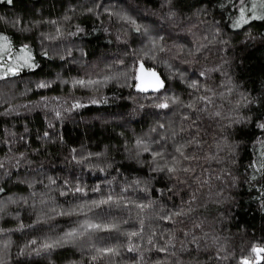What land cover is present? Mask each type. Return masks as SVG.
<instances>
[{"label":"trees","instance_id":"1","mask_svg":"<svg viewBox=\"0 0 264 264\" xmlns=\"http://www.w3.org/2000/svg\"><path fill=\"white\" fill-rule=\"evenodd\" d=\"M230 2L232 0H223L225 7H220V0H174L173 7L183 19L182 28H191L204 21L207 29H193L178 41L169 31L153 28V37L164 35L167 44L179 43L188 48H192L195 41L228 42L224 52H220V44L208 43L203 49L209 57L207 60L197 54L196 59L204 66L220 69L211 72L208 80L198 76L200 65L190 69L186 64L173 61L175 69L187 74V81H184L178 76L170 78L167 67L151 58L148 41L118 18L127 15L138 23L155 25L158 20L153 14L164 11L160 8L162 0H13L12 4L0 0V35L12 41V56H0V63L5 59L13 63L19 50L27 44L31 62L38 65L35 69L23 68L17 76L0 80V112L15 110L12 115L3 117L5 123L0 127L18 135L23 134L25 128L29 130L27 147L20 142L5 144L4 148L12 147V152L0 153V160L10 165L9 156L27 152V161L18 168L9 167L12 176L0 179V186L5 187V193L0 194L4 201L0 228L5 229L0 234V259L5 264H135L133 256L137 260L139 256L126 251L129 243L140 245L145 261L164 258V254L144 252L145 247H150L146 240L151 228L146 229L144 239L129 241L116 232L98 231L76 237L50 253L36 255L32 251L42 243H51L63 236L85 219L102 225L119 224L120 233L135 230L130 217H135L136 209L128 211L104 205L89 210L92 200L104 199L113 191L119 193L126 181L139 179L142 181L140 187L148 188L146 193L129 192L130 199L156 200L171 209L180 205V198L169 191L171 183L166 173L153 170L151 155L137 149L135 141L149 133L157 122L168 126V132L176 130L181 125L184 109L161 111L150 107L153 100L143 97L154 94L138 93L133 86L137 61H142L146 69L157 71L162 78L166 77L168 95L179 96L185 103L203 94L188 87L191 80L201 79L215 92L224 93L223 97L215 98V103L223 105L227 117L224 123L230 126L221 133L217 121H197L199 132L195 137L205 142V147L186 148V155L195 159L182 163L184 167L196 169L193 176L210 180L213 170L220 165L215 161L201 164V159L212 154L209 146L223 141L220 147L224 150L218 154L225 156V166L236 181L234 185L229 181L231 199L223 207L208 205L214 212L207 218L215 219V211L227 217L219 227L221 237H226L227 264H239L241 258L252 255L251 245L264 244V179L257 175L259 183L248 180L254 174V169L248 165L260 159L259 153L264 151L259 145V141L264 140V130L255 127L256 123L264 122V21H250L240 29L233 28L232 23L239 14L237 7H229ZM234 2L238 5L239 0ZM89 8L95 11L88 12ZM105 8L108 11H104ZM145 11L150 15H144ZM66 16L69 19H64ZM78 28L83 31L72 35ZM125 31L129 33L127 43L117 39L118 36L123 38ZM248 33L255 38H249ZM107 77L113 79L91 86L73 83L78 79L103 82ZM229 80L230 84H225ZM40 83H48L49 87L41 89ZM244 96L255 102L245 103ZM75 103L84 107L73 109L71 106ZM56 111L61 113L59 118L55 116ZM49 124L53 127L49 128ZM44 131L52 134L47 141L39 140ZM189 132L193 136V132ZM152 138H157L155 133L149 137V143ZM150 147L158 150L155 144ZM37 148L39 151H34ZM49 177L56 180L55 185H50ZM64 180L83 185L87 195L81 199L59 196L58 191L65 187ZM97 185L102 186L101 191L91 192L90 189ZM181 196L187 199L188 194L185 191ZM8 197L13 200L23 197L27 203H10ZM81 204L85 205L83 210L78 208ZM53 208L57 212L77 211L72 216H60L51 211ZM151 215V211L145 214L146 223ZM41 218V223L36 224ZM124 220L128 223H122ZM20 224H34L35 227L18 231ZM151 227L155 228L156 224ZM30 240H37V245L25 249ZM100 248H115L118 254L93 261L92 256L97 255L95 250ZM21 250L26 254L21 255ZM202 257L208 259L207 255L202 254Z\"/></svg>","mask_w":264,"mask_h":264},{"label":"snow or ice","instance_id":"2","mask_svg":"<svg viewBox=\"0 0 264 264\" xmlns=\"http://www.w3.org/2000/svg\"><path fill=\"white\" fill-rule=\"evenodd\" d=\"M7 4H12L13 0H6ZM161 5V4H160ZM220 7H225L223 0H220L219 3ZM237 7L238 11V18L232 23V27L236 29H240L244 25H248L250 21H264V0H239L238 5L235 4L234 0L230 2L229 7ZM98 8H103V5H97ZM259 10L260 14H257ZM88 12H94V8L87 9ZM104 11H108L106 8ZM206 11V10H205ZM111 15V14H110ZM122 22L131 26V30L135 33L140 34L144 37L145 40L148 41V49L152 53L151 58H155V50L157 49V39L153 38L146 29H143L136 20L131 19L130 16L124 15L118 17ZM2 19V18H0ZM64 19H69V17H64ZM53 23H55L53 21ZM135 25V27H132ZM83 31V29L77 30V33H72V35H77L79 32ZM248 37L254 39L255 37L252 36L251 33H248ZM160 44L163 45L166 43L163 37H160ZM0 56L9 57L12 56V41L9 40L8 36L0 35ZM226 43V42H225ZM47 55V52L44 53ZM32 55L31 50L27 44H25L20 50L19 54H17L14 59L13 63H9L7 59L4 60L3 63H0V80H6L9 77L17 76L23 68L35 69L38 67L36 63H32ZM216 71L219 72V68L209 69L208 72L199 71L198 76L203 80L210 79L209 73ZM126 75V73L124 74ZM178 77L182 80L184 79V74L179 73ZM108 79H113L112 77H107L102 82L100 80H83L78 79L75 80L73 83L78 86H91V85H98L101 83H106ZM135 84L133 85L138 93L147 94L152 93L154 95L151 96H144L143 98L152 99L158 101L154 105H150V107H154L155 109H159L161 111L164 110H173L174 108H182L184 109V114L181 117V124H189V131L193 132V140H195V134L199 132V126L197 124V116L198 113L201 111H207L209 108L212 107L214 103V97L216 96V92L210 86L205 83L201 82V79L191 80L188 82V87L195 91V93H203L199 95H195L193 99L189 102L185 103L179 96L175 95H168V87H167V78H162L161 74L157 73L154 69H146L145 64L142 61H137L136 64V75L134 77ZM225 84H230V80L226 81ZM38 87L43 89L49 87L48 83H40ZM231 87L228 88V92L231 93ZM221 96H224V93H220ZM245 103L255 102L254 99L252 101L248 100L247 96L243 97ZM92 103H97V101H92ZM47 105H45L46 107ZM73 109H79L84 107V105L80 103H75L71 106ZM14 109H6L3 112H0V125L4 124L5 121L3 117L10 116L13 114ZM159 115V113H157ZM215 116H219V112L214 113ZM55 116L59 118L61 113L59 111L55 112ZM53 126L49 124V128ZM255 127L264 130V122L256 123ZM168 126L163 123L157 122V124L149 129V133L145 134L144 137L136 139V147L140 151L144 153H149L152 158V164L154 166L153 170L155 172L160 173H168L174 174L177 171V165L182 163L183 161L195 159V157H190L186 155L185 149L188 148L187 144H178L175 142L174 137L177 135L176 130H172L168 132ZM163 130V131H161ZM28 129H24L23 134L14 133L6 128L0 127V153L12 152V147H8L7 150L4 148L5 144L14 145L17 142L22 143L23 146L27 147L29 144L28 140ZM181 133H183L184 128L181 127ZM152 133L156 134L157 138H152L150 143L148 142L149 137ZM52 134L49 131H44L42 135L39 136V140L47 141ZM171 141V143H170ZM150 144H155L158 150H153L150 147ZM259 145L262 149H264V140L259 141ZM171 148V151L168 149ZM18 151V150H17ZM34 151H39V149H35ZM73 152H76V149H72ZM140 152H137L139 156ZM92 155V154H89ZM98 155V154H97ZM177 155L182 159H177ZM260 159H258L255 163H250L248 165L249 168L254 169V174L248 177L249 181H256L259 183L260 181L257 180V175L264 179V151L259 153ZM75 160V156H73ZM10 162L6 164L4 160H0V179L4 176H8L9 178L12 176V172L9 170L11 168H18L21 163L27 161V152H19L18 156L12 155L8 157ZM82 161H77L80 163ZM181 171L188 172L189 168L184 167L180 169ZM100 171H103L101 169ZM50 185H55L56 180L49 177ZM21 183H27L26 181H21ZM142 181L139 179H134L132 181H126V186L120 188L119 193L110 192L107 194L106 198L100 200H92L91 204L89 205V210L93 208H101L104 205H109L116 208H124L128 211L132 209L138 210L136 212L135 217H130V219L134 223L135 230L130 232H123L120 233V226L119 224L112 223V224H97L89 222L85 219L82 223H78L77 227L72 228L71 230L64 233L63 236L59 237L58 239L52 241L51 243H42L40 244L39 248H33L32 251L36 255H40L42 252L50 253L52 249L56 247H61L64 244L71 242L74 238L79 236H84L85 234L91 232H116L118 234L124 235L129 241H133L134 239H144L146 229L151 228V231L147 234L146 243L150 246L153 252L156 254H164L166 257L169 254V247L173 246V241L168 239L166 236L167 231L173 228L175 224V217H180L182 213V209L179 206H173L171 210H165L160 215H155L156 209L160 207V204L156 200H149L148 202H139L134 199L128 198L127 194L129 192H148V188L144 187L141 188ZM63 184L65 187L58 191V195L62 197L72 196L76 199H81L87 195L85 187L83 185H78L73 183L69 180H64ZM108 184L111 185L112 181H108ZM101 185H97L90 189L91 192L96 193L101 191ZM264 188V185H262ZM170 191V189H169ZM155 192V189H153ZM5 193V187L0 186V194ZM35 195V193H33ZM170 198V197H168ZM8 202L10 203H20L27 201L21 197L18 200H13L12 197H8ZM194 199V197H193ZM264 206V205H262ZM85 205L81 204L78 206L80 210H83ZM52 212H55L56 215L60 216H72L76 214L77 209H73L72 211H59L57 212L55 208L51 209ZM153 212V215L148 216L147 223L145 220V214L147 212ZM4 212V201L0 198V214ZM2 218V215H0ZM43 218L36 221V224L41 223ZM122 223L127 224L128 221L124 220ZM159 224L161 225L160 230L156 231L155 228H152V224ZM167 224L169 227H163L162 225ZM25 227L33 228L35 227L34 224L24 225L20 224L19 230H23ZM5 229L0 228V234L4 233ZM165 241H167V245L165 246ZM37 240H30L25 245V249L31 248V246L37 245ZM121 247H124L121 245ZM251 256H245L241 258L239 264H264V244H255L251 245ZM97 255L92 256V260L96 261L98 259H102L104 257H111L118 254V250L115 248H100L95 250ZM126 251L129 253H134L139 256V259H136V256H133L135 260V264H146L144 260L143 251H141V247L135 243H129L126 248ZM221 252H227L226 249H221ZM21 255L26 254L24 250H21ZM217 260H228L229 254L222 256L220 253L216 256ZM0 264H5V261L0 259Z\"/></svg>","mask_w":264,"mask_h":264},{"label":"clouds","instance_id":"3","mask_svg":"<svg viewBox=\"0 0 264 264\" xmlns=\"http://www.w3.org/2000/svg\"><path fill=\"white\" fill-rule=\"evenodd\" d=\"M174 0H162L160 5L161 12L154 13V17L158 20V23L153 25L152 23H138L143 29H146L152 36L153 28L160 30L161 32L167 30L174 40H180L185 34L192 32L193 29L205 31V22L200 21L199 24H194L191 28H182L183 19H181L179 12L173 7ZM144 15H150L148 11L144 12ZM131 19L135 20L131 17ZM184 19L190 20L191 17H185ZM135 27V25H132ZM129 33L124 32V37L118 36L117 39L124 43H127V37ZM153 37V36H152ZM160 37L164 35L155 36L157 39V49L155 50V58L157 63L164 64L169 70L170 78L178 76L179 72L173 67V61H179L182 65H188L189 68H193L196 65H200L199 71L208 72L209 69L203 65L202 61L197 60V54H201L204 60L209 59L207 53L203 49L208 47V43L220 44V52L225 51V45L228 43L225 40H208V43L201 41H195L192 48H188L186 45L179 43L172 44H160ZM207 40V37H203ZM226 42V43H225ZM184 74V81H187V74ZM211 73H209V77ZM221 92H216L214 97V103L211 108L207 111H201L198 113V121L203 122L204 120L217 121L218 130L223 133L227 125L224 121L227 117L223 113V105H217L215 98L223 97L220 95ZM158 101L153 100L152 105ZM219 112V116H215L214 113ZM181 127L184 128L183 134L181 135ZM189 124H181L177 129V135L174 140L178 144H187L188 147L204 148L205 142H202L198 137L191 136L189 132ZM183 141V143L181 142ZM223 141L209 146L211 155H205L201 159V164H211L215 161L219 168L213 170V176L210 180H203L198 175L193 176L192 173L196 171L195 168H189L188 172L181 171L184 168L183 163L177 165V171L174 174L166 173L167 181L171 183L170 191L172 194L180 198L179 207L182 209V215L175 217V224L172 229L167 231L166 236L168 239L173 241V246L169 247V254L163 259L157 258L155 260H148L146 264H212L213 261H218L219 264H227V260H217L216 256L220 253L222 256L228 255V252H221V249H226L225 239L219 234V227L223 220L227 217L222 212L215 211V219H208V215L214 212L213 209L208 207L209 204L223 207L231 197L228 195V189L230 187L229 181L232 185L235 184L236 177L231 174L229 167L225 166L227 161L225 156L219 155L218 152H223V148L220 144ZM218 150V151H216ZM177 159H182L177 155ZM189 181H192L190 183ZM217 182H219L217 184ZM187 192L188 197L184 199L181 196L182 192ZM194 197V199H193ZM168 199H171L168 198ZM165 210H171L167 205H160L156 209L155 215L162 214ZM203 210V211H201ZM156 231L160 230L159 224H156ZM165 246L167 241H165ZM150 247H145L144 252H151ZM202 254L207 255L208 259H204Z\"/></svg>","mask_w":264,"mask_h":264}]
</instances>
